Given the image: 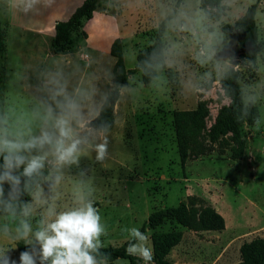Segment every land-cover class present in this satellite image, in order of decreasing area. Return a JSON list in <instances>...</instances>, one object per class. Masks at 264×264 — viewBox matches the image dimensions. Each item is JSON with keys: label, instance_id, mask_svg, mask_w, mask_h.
I'll return each mask as SVG.
<instances>
[{"label": "clouds", "instance_id": "obj_1", "mask_svg": "<svg viewBox=\"0 0 264 264\" xmlns=\"http://www.w3.org/2000/svg\"><path fill=\"white\" fill-rule=\"evenodd\" d=\"M56 6L57 0H13L24 14ZM138 6L154 14L157 37L138 64L153 84H165L166 70H174L182 94L203 95L202 90L231 79L242 67L258 70L254 61L242 63L238 56V37L245 30L236 21L250 3L148 0L145 5L138 0ZM113 80L80 55L45 57L31 74L16 62L0 95V264H111V253L102 251L109 229L93 189L79 179L70 201L61 200L66 173L79 167L82 157L94 153L99 163L110 157L112 122L105 114L132 83ZM238 94L237 121L256 108L251 131H261L264 81L242 85ZM120 231L127 234V255L154 264L144 232L138 227ZM21 243L24 250L14 258Z\"/></svg>", "mask_w": 264, "mask_h": 264}, {"label": "rangeland", "instance_id": "obj_2", "mask_svg": "<svg viewBox=\"0 0 264 264\" xmlns=\"http://www.w3.org/2000/svg\"><path fill=\"white\" fill-rule=\"evenodd\" d=\"M253 1L241 0V3L247 6ZM144 4L147 5L148 0H144ZM4 14L11 22L43 25L47 11L41 9L39 13L24 14L13 7V0H0V95L6 90L16 62L31 74L45 57L80 55L93 60V67L101 73L110 72L114 77L115 59L109 53L113 39L120 40L122 62L127 70L134 68L137 52L153 41L155 33L154 14L148 7H139L138 0H99L93 18L83 24L84 37L75 38V43L65 51L54 53L46 40L32 38L16 27H10L4 50ZM255 22L258 42L254 62L258 70L242 67L237 73L240 87L264 81V0L258 4ZM75 34L76 31L71 38ZM238 56L242 63L246 61L239 49ZM165 75L167 80L163 85L153 84L150 79L143 81L140 70L127 76L125 84L132 83L115 100L111 111L109 159L99 163L95 154L89 153L81 158L79 167L72 166L66 173L61 203L70 201L73 183L83 179L93 189L96 205L108 225V236L102 240L106 246H118L127 240V234L120 231L122 227L140 228L152 211L186 202L191 196L195 198L194 207L198 212L212 209L222 217L223 228L227 225L235 232L234 245L228 256L229 264H237L240 245L264 235V126L261 131L253 132L252 124L241 125L243 146L239 152L230 149L231 142L222 147L216 142L209 143L210 126L218 110L228 104L220 81L202 90L203 95H188L182 94L178 72L166 70ZM199 101L204 103L206 115L205 127L197 140L211 144L213 149L192 157L195 144L186 139V156L182 158L173 113L193 109ZM258 107L264 112V106ZM230 136L227 133L225 139L228 141ZM219 148L224 150L223 153H219ZM172 230L189 229L173 220H166L156 228V231ZM187 242L186 238L184 243ZM148 244L150 246V240ZM17 254L18 251L14 252L13 257ZM111 264L129 262L117 258Z\"/></svg>", "mask_w": 264, "mask_h": 264}, {"label": "trees", "instance_id": "obj_3", "mask_svg": "<svg viewBox=\"0 0 264 264\" xmlns=\"http://www.w3.org/2000/svg\"><path fill=\"white\" fill-rule=\"evenodd\" d=\"M99 0H83L70 16L65 20L55 21L53 24V36L50 41L51 51L54 53L63 52L66 47H71L75 43V38L84 37L83 31L80 29L82 23L89 20L96 9ZM261 0H254L250 7H247V14H241V18L236 21L237 26L244 28V33L239 35L241 47L239 48L241 57L244 60H255L256 48L258 42V32L255 22V13ZM207 3H215L216 0H206ZM76 31L74 38L71 34ZM5 34L4 33V50H5ZM157 33H154L156 39ZM153 41L139 50L136 54V61L133 69H125L122 62V53L119 38H114L109 47V53L114 57V83L125 84L127 76L134 71H139L138 64L145 58V52L150 50ZM68 51V50H67ZM142 80L148 81L150 78L141 73ZM221 88L228 98V104L231 107L222 106L211 124L209 129V143H217V146L227 145L230 142V149L241 151L243 141L240 138V127L242 124H252V117L257 115L256 108L252 109L251 115L243 121L238 122L236 117L239 115V84L237 73L231 79L220 81ZM234 101V103H233ZM111 111L109 108L105 114L106 119L111 121ZM206 115V107L202 101L197 102L196 107L188 110L174 111L173 124L176 138L179 145V151L182 158L186 156L187 140L195 144L192 157L211 151L213 146L198 141V136L205 127L204 117ZM230 133L231 136L227 141L225 135ZM187 139V140H186ZM233 144H236L233 146ZM233 147V148H232ZM219 153H223V149L219 148ZM195 198L188 197L186 202H180L175 206L161 207L152 211L146 220L140 226V230H152L149 234L150 244L154 250V264H172L166 259L169 250L176 245L180 238V231H155L166 220H173L177 224L192 231L203 230H220L223 228L222 217L210 208H206L203 212H198L194 207ZM24 245H18L19 251L24 250ZM127 240L118 246L108 245L102 251L111 253V262L117 258L127 259L129 264H139L141 260L137 257L127 255L125 249ZM240 261L237 264H264V239L254 237L250 241L243 242L239 247Z\"/></svg>", "mask_w": 264, "mask_h": 264}, {"label": "crops", "instance_id": "obj_4", "mask_svg": "<svg viewBox=\"0 0 264 264\" xmlns=\"http://www.w3.org/2000/svg\"><path fill=\"white\" fill-rule=\"evenodd\" d=\"M83 0H57V6L52 9H45L47 16L45 24H27L25 22H11L5 15L6 21V34L10 27H16L23 33H27L30 37L41 38L48 42L49 49L50 41L52 38L53 24L55 21L67 19L73 10ZM94 15V12H93ZM93 15L90 19L93 18ZM89 19V20H90ZM86 20V21H89ZM80 29H83V24ZM6 50V43H5ZM49 50V51H50ZM51 53V51H50ZM162 225V224H161ZM158 227V226H157ZM156 227V228H157ZM160 227V226H159ZM156 228L154 229L156 231ZM152 230L145 229V234H150ZM181 238L179 242L174 245L166 255V259L172 264H229L230 257L229 252L234 245V231L229 230L225 225L220 231L216 230H203V231H180ZM149 236V235H148ZM264 239V235H261ZM188 240L185 244V240ZM150 240V239H149ZM151 247V244H150ZM239 243L236 244V250L238 252ZM233 250V249H232ZM114 261V260H113ZM112 261V262H113Z\"/></svg>", "mask_w": 264, "mask_h": 264}]
</instances>
